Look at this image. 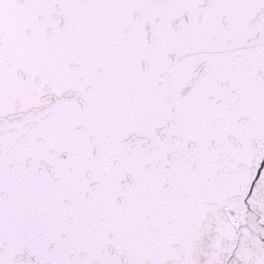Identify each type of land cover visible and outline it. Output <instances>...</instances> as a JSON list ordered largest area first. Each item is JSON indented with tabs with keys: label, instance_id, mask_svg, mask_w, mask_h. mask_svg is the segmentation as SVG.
<instances>
[{
	"label": "snow or ice",
	"instance_id": "1",
	"mask_svg": "<svg viewBox=\"0 0 264 264\" xmlns=\"http://www.w3.org/2000/svg\"><path fill=\"white\" fill-rule=\"evenodd\" d=\"M0 264H264V0H0Z\"/></svg>",
	"mask_w": 264,
	"mask_h": 264
}]
</instances>
